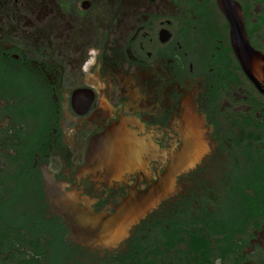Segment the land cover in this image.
<instances>
[{
    "label": "flooded vegetation",
    "instance_id": "flooded-vegetation-1",
    "mask_svg": "<svg viewBox=\"0 0 264 264\" xmlns=\"http://www.w3.org/2000/svg\"><path fill=\"white\" fill-rule=\"evenodd\" d=\"M57 2L0 0V264H264V95L217 0Z\"/></svg>",
    "mask_w": 264,
    "mask_h": 264
},
{
    "label": "water",
    "instance_id": "water-1",
    "mask_svg": "<svg viewBox=\"0 0 264 264\" xmlns=\"http://www.w3.org/2000/svg\"><path fill=\"white\" fill-rule=\"evenodd\" d=\"M218 6L229 24V41L232 52L249 81L264 95V55L250 45L244 26V17L240 6L234 0H217ZM45 195L54 207L62 209V197L56 184L45 177ZM94 223V224H93ZM87 233H96L99 240H107L111 234H117L121 228L116 220L97 218L92 225L84 226Z\"/></svg>",
    "mask_w": 264,
    "mask_h": 264
},
{
    "label": "rangeland",
    "instance_id": "rangeland-1",
    "mask_svg": "<svg viewBox=\"0 0 264 264\" xmlns=\"http://www.w3.org/2000/svg\"><path fill=\"white\" fill-rule=\"evenodd\" d=\"M16 1H18L17 4L18 6H29L30 8V6L34 7L33 5H35L38 12L40 11L43 12L49 9L50 6H55L56 3H58L57 0H16ZM105 15L109 16L111 14L105 13ZM73 22H75V20Z\"/></svg>",
    "mask_w": 264,
    "mask_h": 264
},
{
    "label": "clouds",
    "instance_id": "clouds-1",
    "mask_svg": "<svg viewBox=\"0 0 264 264\" xmlns=\"http://www.w3.org/2000/svg\"><path fill=\"white\" fill-rule=\"evenodd\" d=\"M91 51H93L95 53V50H91Z\"/></svg>",
    "mask_w": 264,
    "mask_h": 264
}]
</instances>
